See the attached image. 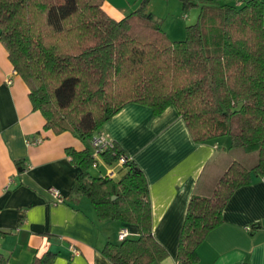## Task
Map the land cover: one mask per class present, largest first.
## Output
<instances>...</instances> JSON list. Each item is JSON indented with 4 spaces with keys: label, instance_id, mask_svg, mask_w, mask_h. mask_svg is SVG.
Returning <instances> with one entry per match:
<instances>
[{
    "label": "trees",
    "instance_id": "16d2710c",
    "mask_svg": "<svg viewBox=\"0 0 264 264\" xmlns=\"http://www.w3.org/2000/svg\"><path fill=\"white\" fill-rule=\"evenodd\" d=\"M180 1L183 8L198 5ZM149 2L115 20L104 0H0V41L43 129L70 133L85 146L66 150L77 170L69 194L88 199L99 221L137 229L136 237L106 243L101 253L111 264L168 257L152 235L145 176L124 150L111 141L99 154L108 167L124 160L117 179L89 173L98 161L87 145L123 106L149 107L155 117L173 108L194 143L226 137L231 148L256 154L252 168L231 162L210 196L189 200L176 264H198V247L222 223L233 193L252 176L264 177V9L258 0L210 2L184 41L174 42L147 13ZM49 260L35 257L32 264ZM0 264L9 263L0 255Z\"/></svg>",
    "mask_w": 264,
    "mask_h": 264
},
{
    "label": "crops",
    "instance_id": "0c3cea01",
    "mask_svg": "<svg viewBox=\"0 0 264 264\" xmlns=\"http://www.w3.org/2000/svg\"><path fill=\"white\" fill-rule=\"evenodd\" d=\"M174 1L179 7L181 1ZM194 1L199 8L210 2L237 6L244 2ZM258 1L264 9V0ZM140 2L104 0L103 9L111 18L121 20L138 10ZM147 10L162 26L152 7ZM167 26L169 36L176 34ZM181 32L180 28L178 34ZM43 126L42 115L32 109L27 87L14 72L0 41V255L9 264H32L35 257L44 255H49L47 264H111L101 253L106 243L117 242L124 227L132 237L137 236V229L115 222L106 229L107 221L97 219L88 199L69 194L77 170L66 150L82 151L85 146L70 133L54 135ZM96 137L116 142L143 172L152 235L168 253L160 264H176L191 197L210 196L231 162L246 168L257 162L256 154L231 148L227 138L224 144L221 139L194 143L173 108L155 117L149 107L127 104ZM38 140L41 142L32 145ZM120 165H105L103 175L117 179L120 174L115 168ZM99 166L97 162L94 168ZM50 189L59 190L66 201L56 202ZM197 254L198 264H264V177L252 176L249 185L233 193L222 223L207 235Z\"/></svg>",
    "mask_w": 264,
    "mask_h": 264
},
{
    "label": "rangeland",
    "instance_id": "374dc122",
    "mask_svg": "<svg viewBox=\"0 0 264 264\" xmlns=\"http://www.w3.org/2000/svg\"><path fill=\"white\" fill-rule=\"evenodd\" d=\"M181 4H180L181 7L180 6L178 7L176 6V1L174 0H170V1L150 0L149 4L147 5L148 8L152 7V9L156 12V15H159L161 17L162 26L160 27L166 34L168 33L166 31V29H168L167 25H170L171 26L170 28L176 31V32L174 31L176 34L172 36H169L167 34L170 41H174V42L184 41V39L186 38V28L191 25H194L197 22L202 10V8L201 7L199 8V6H187L185 8H182L183 6ZM147 13H150V11L147 10ZM180 28L183 31V33L181 32V34H178V30H180ZM237 127H238L237 119L235 118L233 120V128L237 130ZM220 139H221L220 142L224 144V141H226V137ZM87 146L90 147L91 151H93L91 146L89 145ZM98 162L100 165L99 169L92 168L89 170V173L92 177L105 176L103 175L105 170L104 169L105 164L103 163L101 158L98 159ZM115 171L117 174L122 173L119 171L118 168H115ZM105 224H106V229H109L111 228L112 226L111 224H113V222L107 221Z\"/></svg>",
    "mask_w": 264,
    "mask_h": 264
},
{
    "label": "built area",
    "instance_id": "2783aa9c",
    "mask_svg": "<svg viewBox=\"0 0 264 264\" xmlns=\"http://www.w3.org/2000/svg\"><path fill=\"white\" fill-rule=\"evenodd\" d=\"M41 141L38 140V141H35L32 143V145L34 144H38L40 143ZM110 145V142L107 141L106 139H104L103 137H94L92 142H91V147L93 149V156L97 159L99 154L101 152H103L104 150H106ZM124 163V160L123 159H120L119 160V163L118 164H123ZM97 164L94 166L96 167ZM50 193L52 194V196L54 197V199L56 200V202L58 203H62L63 201V195L61 194V192L57 189H50ZM127 236H129V233L127 231V229H121L118 233V240L119 241H122L124 238H126ZM70 251L73 253V254H76V250L73 248V247H70L69 248Z\"/></svg>",
    "mask_w": 264,
    "mask_h": 264
}]
</instances>
